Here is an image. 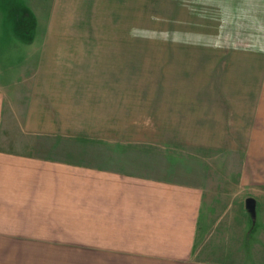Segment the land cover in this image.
<instances>
[{"label": "crops", "instance_id": "1", "mask_svg": "<svg viewBox=\"0 0 264 264\" xmlns=\"http://www.w3.org/2000/svg\"><path fill=\"white\" fill-rule=\"evenodd\" d=\"M108 42L0 39V264H44L27 257L46 239L100 264H223L194 256L205 186L167 149L249 145L264 170V118L234 112L263 89L236 101L170 79L145 109Z\"/></svg>", "mask_w": 264, "mask_h": 264}, {"label": "rangeland", "instance_id": "2", "mask_svg": "<svg viewBox=\"0 0 264 264\" xmlns=\"http://www.w3.org/2000/svg\"><path fill=\"white\" fill-rule=\"evenodd\" d=\"M1 38L109 41L120 52L114 60L123 65L126 88H142L145 109L170 79L178 88H221L236 101L264 91V0H0ZM239 108L254 123L264 118V103L234 112ZM235 146L169 147L167 154L205 186L196 259L264 264V170L260 160L246 159L249 145ZM41 243L28 245L40 255L27 262L101 263L76 244L83 241L46 239L44 249Z\"/></svg>", "mask_w": 264, "mask_h": 264}, {"label": "water", "instance_id": "3", "mask_svg": "<svg viewBox=\"0 0 264 264\" xmlns=\"http://www.w3.org/2000/svg\"><path fill=\"white\" fill-rule=\"evenodd\" d=\"M247 207H248L250 212H254L255 211L256 207L254 205V200L253 199H248L247 200Z\"/></svg>", "mask_w": 264, "mask_h": 264}]
</instances>
